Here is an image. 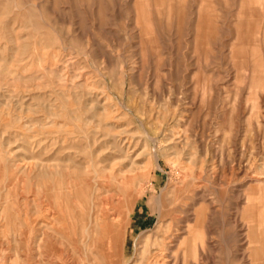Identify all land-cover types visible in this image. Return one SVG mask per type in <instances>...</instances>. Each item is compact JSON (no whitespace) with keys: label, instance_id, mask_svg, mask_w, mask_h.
Returning a JSON list of instances; mask_svg holds the SVG:
<instances>
[{"label":"rangeland","instance_id":"rangeland-1","mask_svg":"<svg viewBox=\"0 0 264 264\" xmlns=\"http://www.w3.org/2000/svg\"><path fill=\"white\" fill-rule=\"evenodd\" d=\"M263 198L264 0H0V264H264Z\"/></svg>","mask_w":264,"mask_h":264},{"label":"bare ground","instance_id":"bare-ground-1","mask_svg":"<svg viewBox=\"0 0 264 264\" xmlns=\"http://www.w3.org/2000/svg\"><path fill=\"white\" fill-rule=\"evenodd\" d=\"M200 21V20H199ZM240 35V34H239ZM16 54H17V52H16ZM237 63V62H236ZM45 66V65H44ZM247 68V67H246ZM70 69V68H69ZM245 70V69H244ZM243 70V71H244ZM239 72V71H238ZM256 73V72H255ZM62 74V73H61ZM258 76V75H257ZM260 81V80H259ZM259 84V83H258ZM211 89V88H210ZM95 177V176H94ZM189 177V176H188ZM191 177V176H190ZM192 178V177H191ZM185 179H187L186 177H185ZM193 181V180H192ZM123 183V182H122ZM183 185H185V183H186V181L185 180H183L182 182H181ZM96 184V183H95ZM131 184V183H130ZM259 184V183H258ZM125 186H127L126 185V183L124 184ZM179 185V184H178ZM195 185V184H194ZM123 186V185H122ZM61 187V186H60ZM99 187V186H98ZM128 187V186H127ZM127 187H126V190H127ZM179 188V187H178ZM69 189V188H68ZM94 189V188H93ZM103 189V188H102ZM124 189V188H123ZM183 189V188H182ZM104 190V189H103ZM125 190V189H124ZM129 190V192L131 193V191H130V189H128ZM96 191V190H95ZM105 191H106V189H105ZM127 192V191H126ZM203 192V191H202ZM259 192V191H258ZM58 193V192H57ZM93 193V192H92ZM107 193V192H106ZM185 193V192H184ZM250 193V192H249ZM61 195H62V193H61ZM128 195V194H127ZM201 195V194H200ZM247 195V194H246ZM252 195V194H251ZM84 196H86V195H84ZM110 196V195H109ZM132 196V195H131ZM174 196V195H173ZM250 196V194L247 196V198H246V202H247V207L245 208L246 209V211L248 212V213H250V214H252L254 217H258L259 215L258 214H256L255 212H253V208L255 207L254 206V204H253V199H254V196L253 197H249ZM58 198V197H57ZM190 198V197H189ZM95 199V198H94ZM120 199V198H119ZM128 199V198H127ZM37 200H39V199H37ZM36 200V201H37ZM106 200V199H105ZM129 200V199H128ZM131 200V199H130ZM88 201V200H87ZM102 201V200H101ZM118 202H120V200H117ZM94 202H95V200H94ZM112 202H113V200H112ZM130 202V201H129ZM183 202V201H182ZM257 202V201H256ZM263 202H264V198H263ZM90 203V202H89ZM105 203V202H104ZM122 202H120V204H121ZM103 204V203H102ZM112 204V203H111ZM91 205V204H90ZM103 205H105V204H103ZM110 205V204H109ZM109 205H108V207H109ZM118 205V204H117ZM130 205V204H129ZM161 205V204H160ZM184 205V204H183ZM258 205V204H257ZM102 205H100V207H101ZM107 206V205H106ZM122 206V205H121ZM182 206V205H181ZM260 206V205H259ZM58 207V206H57ZM163 207V206H162ZM184 207V206H183ZM202 207V206H201ZM47 208V207H46ZM56 208V207H55ZM91 208V207H90ZM117 208V207H116ZM164 208V207H163ZM176 208V207H175ZM49 209H50V206H49ZM92 209V208H91ZM90 209V210H91ZM108 210H109V208H107ZM113 209V208H112ZM118 209V208H117ZM171 209H173V207L171 208ZM192 209V208H191ZM46 210H48V208L46 209ZM100 210V209H99ZM114 210V209H113ZM113 210L111 211V212H109L108 213V211L106 212V211H100V213L99 212H97V213H95L94 215H91L90 216V212H89V216H88V218L90 219V218H92V219H94V221H95V224H98V223H100V222H103V226H102V235L100 234V233H98L99 234V236L98 235H95V231L94 230H92L91 231V233H88V229H85L84 230V233H87V235H85V237L83 238V240H86L87 241V244L89 245V246H91V245H93L94 246V249L95 250H99V246H100V240L102 239V238H100V237H106L107 235L111 238L112 236V234L114 233V230H117V232L119 233L120 232V229H122V227H123V224H121L120 223V221H119V219H117V217H119V216H117L116 217V215H115V213L113 212ZM52 211V210H51ZM51 211H50V213H51ZM58 211V210H57ZM115 211V210H114ZM121 211V210H120ZM122 211H124V210H122ZM176 211V210H175ZM181 211V210H180ZM54 212V211H53ZM183 212V211H182ZM189 212V211H188ZM29 213V212H28ZM98 213H99V215H98ZM122 213V212H121ZM121 213L119 212V214L121 215ZM45 214V213H44ZM57 214V213H56ZM63 214V213H62ZM117 214V213H116ZM128 214V213H127ZM246 214V213H245ZM55 215V214H54ZM53 215V216H54ZM178 215V214H177ZM187 215V214H186ZM258 215V216H257ZM243 216H244V214H243ZM47 217H49V216H47ZM50 217H52V216H50ZM107 217H109V219H110V222H107L106 221V219H107ZM191 217H192V215H191ZM244 217H246V216H244ZM44 218V217H43ZM42 218V219H43ZM46 218V217H45ZM84 218V217H83ZM189 218V217H188ZM204 218V217H203ZM258 218H260V217H258ZM53 219H54V217H53ZM55 219H57V217L55 218ZM87 219V218H86ZM123 219V218H122ZM177 219H178V217H177ZM191 219V218H190ZM206 219H208V218H206ZM48 221H49V219H47ZM68 220V219H67ZM82 220V219H81ZM197 217L195 218V224H193V225H190V224H188V221H187V223H184L185 224V227H184V230L183 231H185L184 233H185V238H184V236H183V239H182V241H181V244H180V246L182 245V247H184L185 249L187 248V247H196V245H197V237H198V234H199V231H198V229H197V225H198V223H196L197 221ZM260 220V219H259ZM46 221V220H45ZM53 221V220H52ZM55 221V220H54ZM100 221V222H99ZM30 222V221H29ZM172 222H173V217H170L169 218V221H168V226H167V229H170V225H174V224H172ZM260 222V221H259ZM39 223V222H38ZM41 223V222H40ZM44 223V222H43ZM43 223H41V224H39V225H42ZM88 223H89V221H88ZM88 223H86V224H88ZM92 223V222H91ZM204 223V222H203ZM77 224V223H76ZM166 224V223H165ZM207 224V223H206ZM37 225V224H36ZM44 225H48V224H44ZM52 225V224H51ZM65 226V225H64ZM67 226H68V224H67ZM264 226V225H263ZM262 226V227H263ZM45 227V226H44ZM95 227V226H94ZM114 227H116V229H114ZM163 227H164V225H163ZM166 227V226H165ZM43 228V227H42ZM49 228V227H48ZM86 228V227H85ZM52 229V228H51ZM84 229V228H83ZM205 229V228H204ZM46 230H47V228H46ZM45 230V228L44 229H42L41 230V232L38 234L40 237V239L39 240H36V247H35V250L36 249H40V247H41V245H40V242L42 241V240H48V236H49V234H50V231H46ZM90 230V229H89ZM55 231V230H54ZM157 231V230H156ZM176 231V230H175ZM180 231V230H179ZM19 232H21V229H19ZM22 232H24V231H22ZM21 232V233H22ZM51 232H53V231H51ZM170 232V231H169ZM57 233H59V232H57ZM152 233V232H151ZM154 233V232H153ZM176 233V232H175ZM26 234V233H25ZM52 234H54V233H52ZM52 234H50V237L51 236H53ZM90 234H91V236H90ZM149 235H151L150 234V232L148 233ZM157 233H155V235H156ZM262 237H263V240H264V231H262ZM23 235V234H22ZM56 235V234H55ZM101 235V236H100ZM124 235V234H123ZM158 235V234H157ZM182 235V234H181ZM257 235V234H256ZM58 236H60V235H58ZM58 236H55V237H58ZM152 236V235H151ZM163 236V235H162ZM175 236V235H174ZM177 236V235H176ZM24 237V236H23ZM153 237H154V235H153ZM152 237V238H153ZM60 238V237H59ZM63 238V237H62ZM82 238V237H81ZM156 238H158V237H156ZM160 238V237H159ZM169 238V237H168ZM176 238V237H175ZM247 238V237H246ZM252 238V237H251ZM255 238H256V236H255ZM49 239H51V238H49ZM67 239V238H66ZM124 239V238H123ZM161 239L162 240H156L155 241V238H154V241L155 242H153L152 244H150V246L148 245H145L143 248H142V252H144V253H147V254H151L152 253V251L155 253V252H157V251H160V250H163V249H165L166 250V248H168V247H165V243L163 242L164 240H163V238L161 237ZM171 239H174V238H171ZM248 239V238H247ZM59 240V239H58ZM146 240V239H145ZM179 240V239H178ZM250 240H252V239H250ZM142 241V240H141ZM171 241V240H170ZM80 242V240L78 241V243ZM177 242V241H176ZM48 243H50V242H48ZM170 243V242H169ZM51 244V243H50ZM49 244V245H50ZM102 244V243H101ZM106 244V243H105ZM175 244V243H174ZM47 245V244H46ZM54 245V244H53ZM168 245V244H167ZM173 245V244H172ZM55 246V245H54ZM53 246V247H54ZM141 246V245H140ZM177 246V245H176ZM179 246V247H180ZM44 247H49V246H44ZM44 247H43V249H44ZM87 247V246H86ZM108 247V246H107ZM170 247V246H169ZM50 248V247H49ZM74 248H76V247H74ZM80 248V247H79ZM82 248V247H81ZM80 248V249H81ZM85 248V247H84ZM89 248V247H88ZM141 248V247H140ZM43 249H42V252H43ZM46 249V248H45ZM87 249V248H86ZM85 249V250H86ZM49 250V249H48ZM47 250V251H48ZM85 250H83L84 252H85ZM164 250V251H165ZM179 250V249H178ZM36 251H40V250H36ZM45 251V250H44ZM141 251V250H140ZM187 251V250H186ZM41 252V251H40ZM39 252V253H40ZM42 252H41V254H42ZM63 252V251H62ZM65 252V251H64ZM84 252H83V254H84ZM171 252V251H170ZM47 253V252H46ZM46 253H44V254H46ZM66 253V252H65ZM91 253V252H90ZM109 253V252H108ZM30 254V253H29ZM59 254V253H58ZM76 254V253H75ZM74 254V255H75ZM82 254V253H81ZM93 254V253H92ZM96 254V253H95ZM94 254V255H95ZM112 254V253H111ZM142 255V254H141ZM148 255V256H149ZM162 255V254H161ZM51 256V255H50ZM63 256V255H62ZM86 256V255H85ZM96 256V255H95ZM182 256V255H181ZM97 257V256H96ZM99 257V256H98ZM151 257H153V256H151ZM157 257V256H156ZM155 257V258H156ZM178 257H180L179 255H178ZM75 258V257H74ZM93 258V257H92ZM153 259V260H151V258L150 259H148L149 261H147V263L146 264H158V260L160 259ZM158 258V257H157ZM165 258V257H164ZM169 258V257H168ZM192 258V257H191ZM51 259V258H50ZM64 259V258H63ZM66 259V258H65ZM76 259V258H75ZM74 259V260H75ZM94 259V258H93ZM100 259H102L101 257H100ZM81 260V259H80ZM99 260V259H98ZM103 260V259H102ZM108 260V259H107ZM163 260V259H162ZM175 260V259H174ZM62 261V260H61ZM84 261V260H83ZM83 261H81V262H83ZM92 261V260H91ZM94 261V260H93ZM141 261H143V260H141ZM78 261H76V263H77ZM140 262V261H139ZM178 262V261H177ZM21 263V262H20ZM93 263V262H92ZM95 263V262H94ZM113 263V262H112ZM137 263V262H136ZM135 263V264H136ZM143 263H144V261H143ZM142 263V264H143ZM261 263V262H260ZM17 264V263H16ZM65 264V263H64ZM85 264H87L86 262H85ZM101 264V263H100ZM171 264H176V261H173Z\"/></svg>","mask_w":264,"mask_h":264}]
</instances>
